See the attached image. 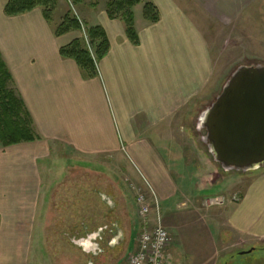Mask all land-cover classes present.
<instances>
[{
    "label": "crops",
    "instance_id": "crops-1",
    "mask_svg": "<svg viewBox=\"0 0 264 264\" xmlns=\"http://www.w3.org/2000/svg\"><path fill=\"white\" fill-rule=\"evenodd\" d=\"M150 1L160 20L151 23L136 12L139 45L107 10L93 18L89 27L101 25L110 41L94 78L60 54L82 37L80 31L56 36L40 9L7 16L3 6L0 52L38 138L0 147V264L48 259L49 252L35 246H47L51 216L59 213L54 207L60 184L75 170L85 172L87 181L102 177L98 187L109 208L105 217L95 218L92 203L82 232L73 234L71 242L89 258L87 264H125L138 249L142 221L127 178L139 185L146 180L155 191L172 237L168 264H223L232 237L264 248V168L230 192L233 182L250 173L220 167L227 177L206 190L198 181L199 165L171 151L176 139L178 150L189 143L191 110L199 134L197 117L206 107L199 103L213 101L225 84L207 95L214 61L202 20L227 23L254 0ZM227 192L225 206L204 207L206 196ZM151 219L155 224L157 215ZM57 256L52 253L53 262Z\"/></svg>",
    "mask_w": 264,
    "mask_h": 264
},
{
    "label": "rangeland",
    "instance_id": "rangeland-1",
    "mask_svg": "<svg viewBox=\"0 0 264 264\" xmlns=\"http://www.w3.org/2000/svg\"><path fill=\"white\" fill-rule=\"evenodd\" d=\"M109 1L110 0H81V2L76 4L74 0H56L55 8L52 11V19L48 22L55 33L59 25L65 20V17L67 15H72L78 18L80 22L82 21L86 28H89V25L93 24L92 22H94L96 15L99 16L100 14L105 13L107 10L106 5ZM149 1L150 0H145V2ZM6 2L7 0H0V13L2 12L3 6L5 7ZM143 7V3L137 5L134 9L135 14L138 13V15L140 14L144 17ZM40 10L44 15V10ZM230 18L231 20L227 23L209 18L208 20L205 19V21L202 20V27L203 30H205L207 44L210 46L211 55L214 61V71L211 72V77L207 78V95L211 89H215L220 86V84L223 85L226 83L231 73L237 67L241 65H264V0H254L250 5V8L248 6L235 16L232 15ZM80 32L83 37V31ZM87 45H91V49L95 51V48L92 47L89 36ZM219 94L220 93H218L215 98ZM209 98L210 97H207L205 103H199V108L210 106L215 98L213 101H211L212 98ZM196 104L197 103H194V105ZM194 112L192 110L190 111L191 116L188 119V127L190 130L189 143L184 144L187 145L184 146V151H182V149L178 150L176 146L179 145V142L176 139L172 145L173 150L171 151L175 157L176 154L181 153L180 156L182 155L186 163L193 162L196 164L194 166H197V164L199 165L200 180L198 181L200 182L201 187L209 190L213 189L212 185L220 184L228 174L223 172L216 162L214 163L208 153V149L203 145L201 136H199L200 133L198 134L195 128ZM201 135H204V131ZM203 148L206 151L204 156L202 152ZM67 174H69V172H67ZM71 174H74L72 175V178L68 177L62 182V184H60L59 191H61L62 194L58 199V204L54 207L55 211H59L60 214L58 213L56 216H51L52 229L47 231V246H35L38 251L42 248V253L48 251L50 254L48 259L46 258V260L41 261L42 263L40 264H87L89 258L83 256L85 254H83V251L79 248V252L81 251L82 255L77 253V248H75V245L71 242L73 234L78 231L79 233L82 232L81 229L85 226L84 223L87 221L86 218L91 215L92 203L95 207V209L93 208L92 210L95 218L105 217L106 211L109 209L106 201L101 197V176L97 179L96 177H89L90 179L87 181V174L81 170L72 171ZM252 175L253 173L246 174L245 177L247 178H244L243 181L236 183L233 182L234 187L230 192L237 191V189L239 190L238 186L241 184L244 185L246 179H249ZM228 194L230 193H218L206 196L203 205L205 208L225 206L227 202H229ZM91 195L95 197L93 200L94 202L90 200L91 198L89 199ZM217 197L224 198L226 203L220 206L211 205L210 200ZM127 204L129 205V209H133V217L135 219L134 206L131 197L127 199ZM232 239L235 242H233L234 244L229 243V254L225 255L226 257L223 256V264H264V248L261 244L250 245L249 241L247 243V240L246 242H241L239 237H232L230 241ZM54 252H56L58 255L57 257H59L56 259V262H53L54 258L52 257V253Z\"/></svg>",
    "mask_w": 264,
    "mask_h": 264
},
{
    "label": "trees",
    "instance_id": "trees-1",
    "mask_svg": "<svg viewBox=\"0 0 264 264\" xmlns=\"http://www.w3.org/2000/svg\"><path fill=\"white\" fill-rule=\"evenodd\" d=\"M74 2L78 4L81 0ZM142 3L145 19L151 23L158 22L160 12L151 1L110 0L106 5L109 18L120 19L125 23L127 36L135 45H139L140 39L136 29L134 9ZM55 5L56 0H7L4 13L7 16H19L35 9H43L45 19L51 21ZM71 30L82 31V25L78 18L67 15L56 29L55 35L61 36ZM86 32L95 51L89 49L83 36L62 47L60 54L64 58L75 60L85 77L94 78L99 74V61L109 52L110 41L101 25L86 28ZM12 85L13 76L0 52V146L3 148L22 142H32L38 138L25 103Z\"/></svg>",
    "mask_w": 264,
    "mask_h": 264
},
{
    "label": "water",
    "instance_id": "water-1",
    "mask_svg": "<svg viewBox=\"0 0 264 264\" xmlns=\"http://www.w3.org/2000/svg\"><path fill=\"white\" fill-rule=\"evenodd\" d=\"M196 124L222 170L250 173L264 168V65L237 67Z\"/></svg>",
    "mask_w": 264,
    "mask_h": 264
},
{
    "label": "built area",
    "instance_id": "built-area-1",
    "mask_svg": "<svg viewBox=\"0 0 264 264\" xmlns=\"http://www.w3.org/2000/svg\"><path fill=\"white\" fill-rule=\"evenodd\" d=\"M81 25L88 42V36L82 21ZM126 181L135 194L138 217L142 221V230L138 249L127 258L125 264H168L167 252L172 243V237L162 224L159 201L155 191L146 180L143 185H139L128 178ZM225 203L226 200L222 197L210 200V204L213 206H220ZM153 213L157 215L155 224H152L151 219Z\"/></svg>",
    "mask_w": 264,
    "mask_h": 264
},
{
    "label": "flooded vegetation",
    "instance_id": "flooded-vegetation-1",
    "mask_svg": "<svg viewBox=\"0 0 264 264\" xmlns=\"http://www.w3.org/2000/svg\"><path fill=\"white\" fill-rule=\"evenodd\" d=\"M83 233H85V230H83Z\"/></svg>",
    "mask_w": 264,
    "mask_h": 264
}]
</instances>
